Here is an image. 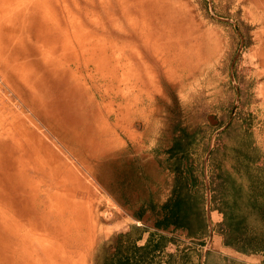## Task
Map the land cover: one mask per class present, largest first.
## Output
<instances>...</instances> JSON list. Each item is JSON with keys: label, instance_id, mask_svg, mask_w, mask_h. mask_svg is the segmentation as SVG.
Here are the masks:
<instances>
[{"label": "rangeland", "instance_id": "1", "mask_svg": "<svg viewBox=\"0 0 264 264\" xmlns=\"http://www.w3.org/2000/svg\"><path fill=\"white\" fill-rule=\"evenodd\" d=\"M233 119L264 143V0H0V264H102Z\"/></svg>", "mask_w": 264, "mask_h": 264}, {"label": "trees", "instance_id": "2", "mask_svg": "<svg viewBox=\"0 0 264 264\" xmlns=\"http://www.w3.org/2000/svg\"><path fill=\"white\" fill-rule=\"evenodd\" d=\"M185 134L175 135L166 152L168 169L174 173V185L167 201L152 205L161 216L157 227L175 225L188 229L191 237L209 231V215L212 217L214 208L207 207L204 170L206 163L213 161L219 163L223 173L221 178L212 177L209 188L212 201L221 199L226 209L225 245L246 254L263 252L264 163H261L262 152L256 145L254 132L233 119L221 131L214 146L211 147L210 142L201 149L197 130H187ZM215 209L219 211L220 207ZM214 215L217 219L216 212ZM144 231L143 226L133 224L130 231L120 235L114 256L104 253L102 264H162L156 256L168 243V236L159 231L156 235L151 232L146 243L138 245ZM192 256L193 251L184 252L179 260L188 262L193 260ZM207 262L221 264L211 256Z\"/></svg>", "mask_w": 264, "mask_h": 264}, {"label": "crops", "instance_id": "3", "mask_svg": "<svg viewBox=\"0 0 264 264\" xmlns=\"http://www.w3.org/2000/svg\"><path fill=\"white\" fill-rule=\"evenodd\" d=\"M256 145L260 147L262 152V160L261 163H264V143L262 142L261 137H256ZM205 167V182L207 185V207L214 208L211 211V216L209 215V231L205 234H199L196 236H190L188 229L184 228H176L175 225H170L168 228L157 227L158 221L161 219V216H158V219L150 221L151 210L149 208H145L142 213H137L133 216H128V221L131 219L130 223H137L139 226H143L145 231L143 233V237L137 241L138 245H144L148 238L150 237L151 232L155 233L156 231L162 232L168 236V243L165 245L162 251H158L156 259L159 258L162 264H210L207 262L208 256H211L213 260H217L221 264H264V251L260 253H250L246 254L235 247L226 246L224 243V236L226 233L225 227V213L226 209L221 199L213 200L211 198V190L210 180L213 178H221L223 173L221 171L220 165L217 162H210V167L207 165ZM208 167V168H207ZM174 175V173H173ZM174 181L171 188V193L173 189ZM171 193L169 197L171 196ZM168 197V198H169ZM165 199V201L168 200ZM217 206L220 207V210H216ZM214 212L217 213V219L215 218ZM212 218V219H211ZM212 220V222L210 221ZM131 227L130 224L124 222V225H117L115 226L112 231L105 233L102 236V243L103 245L107 246V252L110 256H114L118 240L121 234H125L130 231ZM178 229L183 230L184 234L187 235L190 239L200 238L202 243H197L195 245H191V247L186 248L185 250L193 251V260L188 262H182L179 260L181 254H183L184 249H182V245L179 241L175 239L174 231H178ZM217 233V234H216ZM156 235V233H155ZM200 256L202 258L201 262H197L194 260V257ZM175 257L174 261L172 258ZM212 264V263H211Z\"/></svg>", "mask_w": 264, "mask_h": 264}, {"label": "bare ground", "instance_id": "4", "mask_svg": "<svg viewBox=\"0 0 264 264\" xmlns=\"http://www.w3.org/2000/svg\"><path fill=\"white\" fill-rule=\"evenodd\" d=\"M144 23H146V24H147V22H146V21H144Z\"/></svg>", "mask_w": 264, "mask_h": 264}]
</instances>
